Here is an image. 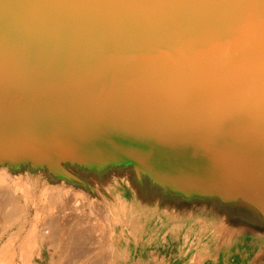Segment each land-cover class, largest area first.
Returning a JSON list of instances; mask_svg holds the SVG:
<instances>
[{
	"label": "water",
	"instance_id": "95a60500",
	"mask_svg": "<svg viewBox=\"0 0 264 264\" xmlns=\"http://www.w3.org/2000/svg\"><path fill=\"white\" fill-rule=\"evenodd\" d=\"M47 128L264 229V0H0V162L54 160Z\"/></svg>",
	"mask_w": 264,
	"mask_h": 264
},
{
	"label": "rangeland",
	"instance_id": "374dc122",
	"mask_svg": "<svg viewBox=\"0 0 264 264\" xmlns=\"http://www.w3.org/2000/svg\"><path fill=\"white\" fill-rule=\"evenodd\" d=\"M37 172L32 170L28 179L17 175L20 179L16 181L0 175L21 189L8 193L11 197L0 193V199L8 201L20 194L21 198L13 200L24 205L19 216L7 218L5 211L0 212V264H215L218 243L234 246L225 254L227 264H264V242L260 239L264 234L255 228L245 234L243 225L249 220L242 216L230 220L233 217L228 210L215 201L188 202V206L174 210L162 191L154 188L144 196L130 194L125 186L129 182L112 180L110 184L91 172L79 176L83 180L78 189L91 194L95 201L84 208L80 203L81 209L72 210L48 199L47 193L53 188L47 187L44 173ZM117 186L121 188L115 190ZM64 199L67 203L75 201ZM80 212L84 215L81 220L77 219ZM48 218L57 222L55 230H61L56 238L43 236L48 234ZM30 234L33 238H28ZM247 236L252 244L244 242ZM35 253H42V259Z\"/></svg>",
	"mask_w": 264,
	"mask_h": 264
},
{
	"label": "bare ground",
	"instance_id": "6f19581e",
	"mask_svg": "<svg viewBox=\"0 0 264 264\" xmlns=\"http://www.w3.org/2000/svg\"><path fill=\"white\" fill-rule=\"evenodd\" d=\"M51 128H53V127L51 126ZM54 131H55V129H54ZM52 133L53 132L50 131L49 128H47L45 130L41 129L39 131V133H37L38 135L37 134L35 135V139H37L39 142L46 145L47 148L50 149V151L53 152V154H55L54 160L49 159V161H48L49 163H45L44 159H41V160H38V163H37L33 159L27 157L26 159L25 158H18L19 160L17 159L16 161L10 160V161H6L4 163L0 162V175L1 174L7 175L16 181L17 179H20L19 176H17V175H21V174L25 175L26 179H28L29 173H31L32 170L36 169V171H38L37 173H41V174L44 173L45 179H47L49 181L47 187L49 186V187L53 188V189H49V190H51V192L49 191L47 193L48 199L51 198V201H55L58 203L60 202V206L65 205L68 209L70 208L72 210L81 209L82 206H80L81 205L80 203H83V208H84V206L87 207L91 202L95 201V199L93 198V196L91 194H88L85 192L81 193L80 190L78 189L80 183L79 184L77 183L79 179H82L79 176L90 175L91 172H93L94 174H98L100 176V178L104 179V181H106L107 183L112 182V180H114V181L120 180V181L129 182L125 186L129 190V191L126 190V192L127 193L130 192V194H131V192H135L136 195L144 196V195L149 194L150 191L153 192L154 188L158 189V190H163V191H165V194H168L167 197L164 198V200H167L169 202V203L168 202L167 203L170 204L174 210L188 206L189 200L187 199L186 196H189L191 193L196 198L204 197V198H208L209 200H214L216 203H218L219 199L221 198L220 194L217 193V189H215V187L208 186L206 180L196 181L193 183L192 182L186 183L187 187L185 186L184 189H181L182 190L181 192H176V191L171 190L170 179L171 178L173 179V176L170 174V170L175 169V168H173L171 165H170V167L160 166L161 163L158 164L156 162H152V164L151 163H145L144 161H146V160L144 159L143 156H141V153H139V152L135 151L131 154L128 152L124 153L125 152L124 151L122 153L126 154V155H122L118 151V153L111 154L109 156L100 155L99 153H96L93 155V154H90V152H87V150H78V149L74 150L70 146H67L65 143L64 144L63 143L58 144L59 142L56 141L57 138H51L50 137V135ZM45 156H46V154H45ZM46 158H48V155L46 156ZM73 175H75V176H73ZM168 175L171 178L165 177ZM76 176H77V178H76ZM162 179H167V180L163 181ZM176 179H178V178H176ZM180 180H179V182L182 181V180L181 181ZM174 183L176 184V186H178V187L180 186L179 185L180 183L175 182V181H174ZM116 184L120 185V182H116ZM237 184H238L239 188L241 186H247V183L240 182V180L237 181L236 185ZM47 187H46V189H47ZM119 188H121V186L120 187L117 186L114 189L118 190ZM16 189H17V186L14 182H11L9 180H5L4 177L0 176V193H4L5 197H8V196L11 197V195H9L8 193H12V192L14 193V191ZM20 190L17 189V191H20ZM22 190L25 191L24 188H22ZM176 190H180V189L176 188ZM34 192H36V191H34ZM20 196H21L20 194L13 195V198H7L8 201L3 200L4 198L0 199V212L5 211L7 218L13 217L14 215L19 216L22 213V209H23L22 207L24 205L21 206V204L17 203V200L14 201L13 199L21 198ZM65 197L70 198V199H74L75 201L73 203H69V201H68V203H67V202H65V199H64ZM90 198H92L91 199L92 201L89 200ZM32 200L33 199L31 198V203L34 204L35 202H34V200L33 201ZM29 206H30V204H29ZM82 213L81 212L78 213L79 215L77 216V219L81 220V218L84 216ZM175 213H177V212H175ZM230 214H232V217H234V216H239V214L241 215L242 212H240V213L235 212L234 216H233V213H230ZM229 217H231V216L229 215ZM2 218H4V217H2ZM94 219L96 220V218H94ZM48 220H51V218L45 219V221H46L45 223L47 224V229H48L46 231V233H48V234H46V235L43 234V236L51 235L52 237L56 238L57 235L59 236V234H61V230H59V229L55 230L56 229L55 225L57 224L56 221L51 220L48 222ZM230 220H232V218H230ZM244 224L245 225H243V227L245 226L244 227V233L245 234L247 233V231L248 232L253 231V230H251V228H255V230L260 231L261 233L264 234V229H260L259 228L260 226H257V228H256V227H254V225L248 224L247 222H245ZM98 225L100 227V224H98ZM77 229L79 232L80 231L83 232V230H81L80 228L77 227ZM225 229H226L225 232H227L228 228H225ZM100 230H101V227H100ZM102 231H104V229L101 230V232ZM35 233L37 234L38 232H35ZM79 235H80V233H79ZM84 236L87 237L88 235H84ZM84 236H83V238H84ZM227 236L228 235H226V237ZM248 237H250V236H247V240H245L244 242H246L248 244H252L253 242L251 240L249 241L250 238H248ZM28 238H33V234L32 235L30 234L28 236ZM240 238H238V239H240ZM261 238L263 239V242H264V235L262 237H260V239ZM58 239H60V238H58ZM227 239L229 240L228 237H227ZM244 242H242V243H244ZM229 243H231V242H229ZM222 245H225V244H222ZM216 248H217V252H214V254L216 255V258L213 260V262L215 264L230 263L228 260L229 258L226 257L225 254L228 253L231 249H233L234 246L233 245L228 246V244H227V245H225V247H223V246H221L220 243H218ZM223 250H225L226 252H224ZM86 251L88 253V250H86ZM86 251H85V253H86ZM221 261H222V263H220Z\"/></svg>",
	"mask_w": 264,
	"mask_h": 264
},
{
	"label": "crops",
	"instance_id": "0c3cea01",
	"mask_svg": "<svg viewBox=\"0 0 264 264\" xmlns=\"http://www.w3.org/2000/svg\"><path fill=\"white\" fill-rule=\"evenodd\" d=\"M35 254H38V253H35ZM37 256H41V259H42V253L38 254ZM41 262V261H40Z\"/></svg>",
	"mask_w": 264,
	"mask_h": 264
}]
</instances>
